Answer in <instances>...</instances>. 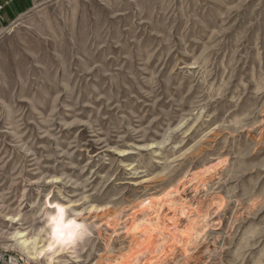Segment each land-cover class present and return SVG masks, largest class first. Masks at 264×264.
I'll use <instances>...</instances> for the list:
<instances>
[{"label":"rangeland","instance_id":"1","mask_svg":"<svg viewBox=\"0 0 264 264\" xmlns=\"http://www.w3.org/2000/svg\"><path fill=\"white\" fill-rule=\"evenodd\" d=\"M52 203L83 230L39 264H264V0H36L11 19L0 249L29 258L17 229L47 243Z\"/></svg>","mask_w":264,"mask_h":264},{"label":"bare ground","instance_id":"2","mask_svg":"<svg viewBox=\"0 0 264 264\" xmlns=\"http://www.w3.org/2000/svg\"><path fill=\"white\" fill-rule=\"evenodd\" d=\"M56 213L48 216V231H44L47 236V243L41 239V231L38 230L31 236L27 230H18L12 233V237L22 246L28 248L29 258L42 257L41 253L48 255V262H55L56 257L61 255L62 249H66L76 241L78 235L83 230V225L71 217L66 216L63 204L52 203ZM18 217L12 219L15 223ZM72 246V245H71ZM47 253V254H46Z\"/></svg>","mask_w":264,"mask_h":264},{"label":"crops","instance_id":"3","mask_svg":"<svg viewBox=\"0 0 264 264\" xmlns=\"http://www.w3.org/2000/svg\"><path fill=\"white\" fill-rule=\"evenodd\" d=\"M36 0H12L9 1L0 13V30L8 23L11 19L29 10Z\"/></svg>","mask_w":264,"mask_h":264},{"label":"built area","instance_id":"4","mask_svg":"<svg viewBox=\"0 0 264 264\" xmlns=\"http://www.w3.org/2000/svg\"><path fill=\"white\" fill-rule=\"evenodd\" d=\"M11 0H0V12ZM0 264H39L35 260L29 259L23 252L8 251L0 249Z\"/></svg>","mask_w":264,"mask_h":264},{"label":"snow or ice","instance_id":"5","mask_svg":"<svg viewBox=\"0 0 264 264\" xmlns=\"http://www.w3.org/2000/svg\"><path fill=\"white\" fill-rule=\"evenodd\" d=\"M41 255H43V253H41Z\"/></svg>","mask_w":264,"mask_h":264}]
</instances>
